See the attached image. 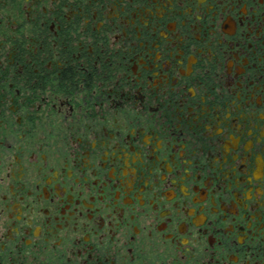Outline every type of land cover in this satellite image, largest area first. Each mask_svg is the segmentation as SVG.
I'll return each mask as SVG.
<instances>
[{
  "label": "flooded vegetation",
  "instance_id": "1",
  "mask_svg": "<svg viewBox=\"0 0 264 264\" xmlns=\"http://www.w3.org/2000/svg\"><path fill=\"white\" fill-rule=\"evenodd\" d=\"M0 264H264V0H0Z\"/></svg>",
  "mask_w": 264,
  "mask_h": 264
}]
</instances>
